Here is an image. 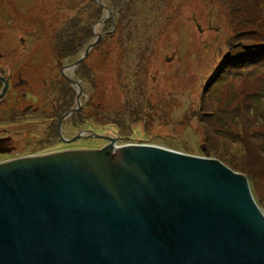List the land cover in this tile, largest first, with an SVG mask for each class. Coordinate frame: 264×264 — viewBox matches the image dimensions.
Wrapping results in <instances>:
<instances>
[{
    "label": "rangeland",
    "instance_id": "rangeland-1",
    "mask_svg": "<svg viewBox=\"0 0 264 264\" xmlns=\"http://www.w3.org/2000/svg\"><path fill=\"white\" fill-rule=\"evenodd\" d=\"M127 1L0 0V27L16 39L8 50H20L23 36L50 66L52 53L64 50L59 38L68 51L88 52L83 67L94 70L80 79L82 113L86 120L96 113L104 135L122 136L117 145L217 159L247 176L264 211V0ZM93 33L105 34L101 43ZM240 55L248 63L228 66ZM66 74L74 77V67ZM67 87L78 100V87ZM57 92L43 93L50 101ZM64 126L72 131L70 122ZM106 143L86 138L68 147ZM53 148L46 154L60 152Z\"/></svg>",
    "mask_w": 264,
    "mask_h": 264
},
{
    "label": "water",
    "instance_id": "water-1",
    "mask_svg": "<svg viewBox=\"0 0 264 264\" xmlns=\"http://www.w3.org/2000/svg\"><path fill=\"white\" fill-rule=\"evenodd\" d=\"M119 139L0 163V264H264L247 176Z\"/></svg>",
    "mask_w": 264,
    "mask_h": 264
},
{
    "label": "flooded vegetation",
    "instance_id": "flooded-vegetation-1",
    "mask_svg": "<svg viewBox=\"0 0 264 264\" xmlns=\"http://www.w3.org/2000/svg\"><path fill=\"white\" fill-rule=\"evenodd\" d=\"M3 29L5 28L0 27V151L4 153L0 152V157L7 158L3 161L17 159L23 153L26 156L44 155L52 151L50 149L53 147V150L60 151L86 149L68 147L73 142L86 138H100L107 141L106 145L109 144L108 138L113 136L101 133V126L96 123L97 114L89 115L86 120L87 113H82L84 109L80 100V79L82 74L90 75L94 70L91 69L88 73L87 67H83L89 54L52 53L53 61L50 66L48 58L39 61L38 54L34 55L28 39L23 36L19 38L20 50H8V45L16 39L7 29ZM92 36L95 40L98 34L93 33ZM102 36L105 34H101L100 40ZM99 41L96 43L99 44ZM67 57L69 58L65 61ZM54 58L57 62H54ZM39 66H43V69ZM70 67H74V77L66 74V69ZM47 71H60L63 76L58 80L43 77V73ZM67 84L79 88L78 100L72 102V89ZM48 90L62 91V94L57 92L56 97L49 101L43 93ZM81 115L83 116L80 117ZM66 121L70 122L72 131L64 126ZM103 129L104 133L109 131L108 126ZM66 135L74 136L68 138Z\"/></svg>",
    "mask_w": 264,
    "mask_h": 264
},
{
    "label": "trees",
    "instance_id": "trees-1",
    "mask_svg": "<svg viewBox=\"0 0 264 264\" xmlns=\"http://www.w3.org/2000/svg\"><path fill=\"white\" fill-rule=\"evenodd\" d=\"M125 1H127V0H125ZM129 1V0H128ZM127 1V2H128ZM123 2V1H122ZM115 3H116V1H115ZM117 4V3H116ZM94 7H96V6H94ZM117 7H120L119 5H117ZM102 9V8H101ZM107 22V21H106ZM64 41H63V38H59L58 39V45H59V47L61 48V47H63L64 48V50H60L61 52H63V53H71V54H77L79 51V48H77V47H75L76 48V51H68V49H66V46L67 45H65L64 43H63ZM102 41L100 40L99 41V43H101ZM53 53H57V52H53ZM58 53H60V52H58ZM65 55V54H64ZM237 57V59H236V61L235 60H232V61H230L229 62V64H228V66H240V65H242V64H244V63H248V61H249V58L248 57H243V56H241L240 55V57L239 56H236ZM256 59H258V58H256ZM258 60H260V59H258ZM89 70H91L90 68H87V72L89 71ZM89 73V72H88ZM98 116V115H97ZM250 185H251V183H250ZM252 188V187H251ZM253 191V190H252ZM262 207V206H261Z\"/></svg>",
    "mask_w": 264,
    "mask_h": 264
},
{
    "label": "bare ground",
    "instance_id": "bare-ground-1",
    "mask_svg": "<svg viewBox=\"0 0 264 264\" xmlns=\"http://www.w3.org/2000/svg\"><path fill=\"white\" fill-rule=\"evenodd\" d=\"M94 144H96V143H94ZM90 145V144H89ZM4 159H6V157H4Z\"/></svg>",
    "mask_w": 264,
    "mask_h": 264
},
{
    "label": "clouds",
    "instance_id": "clouds-1",
    "mask_svg": "<svg viewBox=\"0 0 264 264\" xmlns=\"http://www.w3.org/2000/svg\"><path fill=\"white\" fill-rule=\"evenodd\" d=\"M134 144H138V143H134Z\"/></svg>",
    "mask_w": 264,
    "mask_h": 264
}]
</instances>
